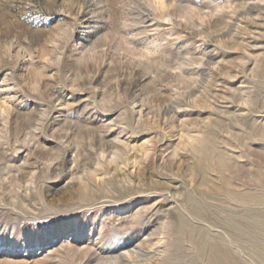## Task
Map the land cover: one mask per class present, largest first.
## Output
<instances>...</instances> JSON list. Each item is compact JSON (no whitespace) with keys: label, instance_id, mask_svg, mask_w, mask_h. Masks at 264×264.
<instances>
[{"label":"rangeland","instance_id":"1","mask_svg":"<svg viewBox=\"0 0 264 264\" xmlns=\"http://www.w3.org/2000/svg\"><path fill=\"white\" fill-rule=\"evenodd\" d=\"M263 167L264 0H0V264H264Z\"/></svg>","mask_w":264,"mask_h":264},{"label":"bare ground","instance_id":"2","mask_svg":"<svg viewBox=\"0 0 264 264\" xmlns=\"http://www.w3.org/2000/svg\"><path fill=\"white\" fill-rule=\"evenodd\" d=\"M219 165H221V164H219ZM232 166V165H231ZM234 166V165H233ZM240 166V165H239ZM226 167V166H225ZM228 167V166H227ZM222 168V167H221ZM228 168H230V167H228ZM242 168H244V167H242ZM264 168V167H263ZM232 169V168H231ZM224 170V169H223ZM243 170V169H242ZM263 170V169H262ZM240 171L241 170H237V172H239V174H240ZM246 171V170H245ZM224 172H225V170H224ZM228 172H229V170H228ZM232 172V171H231ZM259 172H263L264 173V171H259ZM233 173H236V172H233ZM233 173H230V175L232 174L233 175ZM243 173V172H242ZM241 173V174H242ZM255 173V172H254ZM224 174V173H223ZM226 174H228V173H226ZM248 174V173H247ZM258 174V173H257ZM225 175V174H224ZM231 175V176H232ZM243 175H244V173H243ZM262 175V174H261ZM241 176L242 175H239V177L241 178ZM246 175H244V176H242V177H244V178H248L249 179V177H245ZM249 176H250V174H249ZM237 178V177H233L235 180H238V179H240V178ZM261 177V176H260ZM224 178V177H223ZM264 179V178H263ZM247 180V179H246ZM257 181V180H256ZM262 182H263V180H262ZM241 183V182H240ZM264 183V182H263ZM245 184V183H244ZM231 186V185H230ZM233 186V185H232ZM255 186V185H254ZM250 187V186H249ZM262 188H264V186L262 187ZM255 189V188H254ZM257 189V188H256ZM252 191H253V189H252ZM237 197V196H236ZM238 197H240V196H238ZM248 197V196H247ZM263 197V196H262ZM259 201H260V199H259ZM255 217V216H254ZM257 220V219H256ZM237 221V220H236ZM264 221V220H263ZM240 224H242L241 222H240ZM247 225V224H246ZM253 225V224H252ZM245 226V225H244ZM249 233V232H248ZM259 243V242H258ZM118 246H119V248L117 249V256H116V258L118 257V258H126V260L128 259V260H130V259H133V256H134V254H136L137 255V253H133V252H130L127 248H128V244H126V243H123V242H121V243H119L118 244ZM120 249H125V250H123L124 252H118ZM114 252H115V250H114V248H112V247H106V248H104V253L105 254H107V255H109L110 256V258H112V255L114 254ZM141 252V251H140ZM139 252V253H140ZM141 255H142V253H141ZM143 255H145V254H143ZM137 256H139L140 257V255L138 254ZM148 256V255H147ZM145 257V256H144ZM137 258V257H136ZM222 258V254H221V252H220V250L219 249H215V253H214V255H213V259L215 260L216 259V261H218L219 259H221ZM224 259V258H223ZM132 262V261H131ZM130 263V262H129ZM136 263V261H134V264ZM137 264V263H136Z\"/></svg>","mask_w":264,"mask_h":264}]
</instances>
